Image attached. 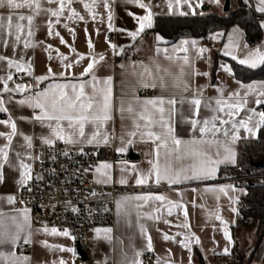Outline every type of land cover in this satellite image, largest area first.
Segmentation results:
<instances>
[{"label":"crops","instance_id":"1","mask_svg":"<svg viewBox=\"0 0 264 264\" xmlns=\"http://www.w3.org/2000/svg\"><path fill=\"white\" fill-rule=\"evenodd\" d=\"M172 2L173 7L169 8V0H143V3L150 5L153 19L156 16L226 14L223 12L225 0H191V7L187 4L177 7L175 0ZM246 2L247 0H229L230 11L236 10L240 4ZM250 2L257 13L264 14L259 10L260 0ZM85 5H89L91 10ZM58 10L59 4L55 0H40L39 10L27 7H0V18H3L4 23V27H0V56L6 57L0 60V99L4 102L3 107L7 109L0 111V121L15 122L17 128L7 149V161L0 157V213L4 214L0 219L10 227H13L10 217L16 216L18 220H23L24 209L18 208L14 202L9 203L8 197H13L24 186L18 183L24 171L20 167L21 161L30 166L32 175L37 150L49 145L44 142V138L52 137L51 129L47 125L55 123L36 120L35 117L42 114L41 109L21 101L28 100L55 84L84 83L85 92L92 95V83H96L98 88L106 87L104 81L111 77V119L100 129L102 134L106 135L108 143H87L96 131V125L91 122L85 124V137L79 138L76 144H66L56 138L53 140L77 149L97 147L100 159L88 177L99 186H143L155 189L116 199L115 221L111 228L110 240L105 238L103 233L98 236L94 230L83 238L51 234L50 231H45L46 228H32L29 216L17 245L0 244V253L5 254V259H0V264H11L9 253L23 256L17 252L20 245L31 247V254L24 255L30 258L25 264H60L61 260L67 264H212L217 257L225 258L224 264H232L235 252L249 250L254 242L248 245L247 240L252 237L248 232L249 227L239 223V203L245 196L246 189L242 183L231 180L228 175H220V170L236 165L238 143L256 139L261 126L251 134L240 128L239 138L232 142L231 125H223L229 129V138H225L222 133L215 137L220 141L221 155L215 156V144L209 146L208 151L214 158L220 159L225 154L224 145L227 144L236 153V162L218 165L214 178L187 180L179 184L161 181L156 184L153 177L146 184L137 185L139 174H147L152 168L150 161L155 163L156 147L160 143L153 142L144 133L152 131L161 136L165 133V129L160 127L159 113L151 105L146 106L144 101L158 97H163L165 101L176 100L175 105H169L167 102L164 104V118L174 129V135L183 141L201 138L200 125L194 130L190 121H203L213 116L214 113L207 105L211 103L213 108L216 107L215 100L221 97L230 102L246 99V105L232 119L239 122L251 116L252 123L249 126L257 125V114L261 112L259 108L264 103L257 104L256 100H264V97L259 95L264 91V79L247 83L236 80L229 61L250 70L263 65L257 63L256 67H251L249 64L240 63V60L247 59L248 54L257 49L264 52V20L259 22L261 37L251 42L246 39L242 28L233 26L227 31L209 33L203 39H180L169 43L158 34L148 33L152 27L146 28L135 39L129 35L139 27L135 17L146 15L148 12V9L140 8L130 0H71L70 4L65 0L63 12L58 17L51 14L52 11ZM73 10L78 13L77 16H73ZM180 12L187 15H181ZM109 14L111 21L108 19ZM20 15L33 16L31 36L28 35L27 21L18 20ZM9 16L12 17L11 29L7 28ZM80 16L84 19L81 20ZM17 23L25 25L19 41L16 40ZM182 41L188 43L183 44ZM25 42L28 47L24 46ZM113 44L117 46L115 50L111 47ZM185 48L187 52L183 50ZM201 48L206 51L200 53ZM225 51L232 54L225 55ZM101 56L104 57L103 60L100 59ZM169 56L172 57L171 60L168 59ZM185 56L188 58L187 62L184 60ZM233 56L236 58L233 59ZM93 58L97 63L92 71L82 75ZM9 60L19 63L24 70L17 71L15 63L9 67ZM145 67L150 70L151 75L144 73ZM224 67L230 68L231 71H224ZM164 69H168L171 75ZM17 75H23L25 80H17ZM9 76L12 77L11 80L8 79ZM41 76L49 78L40 81L38 78ZM160 76L164 77V87L160 86ZM5 83L12 91H4ZM153 83L156 86H151ZM145 84L150 86L145 87ZM17 85H24L26 90L17 89ZM247 85L255 87L249 90ZM69 93L71 94L70 90ZM233 93H239V97H234ZM95 95L99 98L100 93ZM193 97L201 99L198 116L194 115L193 106L189 103ZM141 114L151 116L152 124L146 127L147 121L141 118ZM218 115L227 118L223 112ZM217 126H221L219 121ZM133 132L136 133L135 136L130 135ZM0 133L9 134L11 128L8 124L0 123ZM26 136L31 138V147L25 140ZM204 138L213 139L211 134ZM129 140L132 144H128ZM7 143L6 136L0 135V148ZM168 145L169 148L174 147L171 138H168ZM121 147L126 148V151L119 152ZM184 147L181 146L182 149ZM164 152L161 148V164L164 163ZM189 162L174 160V167L179 169L182 163L186 166ZM101 163L112 165L111 169L105 170L111 176L107 183H97L98 178L104 179L95 171ZM133 165L136 171H132ZM121 178L127 183H120ZM221 188L224 191H220ZM142 195H163L167 199L163 202L125 200ZM169 201L182 207H173L172 214L169 215ZM225 227L231 236L230 241L224 236ZM29 234L30 243H24V238ZM166 235L173 239H165ZM148 237L151 238V249L147 247ZM185 237L189 239L186 240ZM197 239L199 243L196 242ZM78 243L86 252V261H82L77 252ZM62 248H72L75 251H63ZM225 248L228 249L227 254ZM144 253H148V257H144Z\"/></svg>","mask_w":264,"mask_h":264},{"label":"snow or ice","instance_id":"2","mask_svg":"<svg viewBox=\"0 0 264 264\" xmlns=\"http://www.w3.org/2000/svg\"><path fill=\"white\" fill-rule=\"evenodd\" d=\"M52 2V0H50ZM59 4V10L58 11H52L53 16H59L65 7V0H55ZM132 3L138 4L140 8L148 9V12L146 15L142 16H136L135 19L138 23V29L136 31H131L129 35L135 39L140 33L144 32L146 28H151L153 26V14L150 10V5L143 3V0H130ZM68 3H71V0H68ZM182 4H187L189 7H191V0H175V5L177 7L181 6ZM261 7L259 10L261 12H264V0H260ZM7 6L12 9H19L22 7L27 8H35L36 10H39L40 8V0H21V2H17V0H0V7ZM169 8L173 7L172 0H169L168 4ZM85 7H88L89 10H91V7L89 5H85ZM181 15H187L185 12H180ZM78 13L73 10V16H77ZM71 19V17H69ZM81 20L84 19L83 16L79 17ZM109 21H111L112 17L111 14L108 16ZM19 21H27V25L29 28L28 35L31 36V25L33 22V16H24L20 15L18 17ZM12 17H7V28H12ZM0 27H4L3 18H0ZM109 27L111 28V23L109 24ZM16 28V40L21 39V34L23 33L25 29V25L22 23H17L15 25ZM11 34V33H9ZM63 42V41H62ZM183 44H187L188 41H182ZM195 43V41H193ZM89 44L91 45V42L89 41ZM25 47H28V43L25 42ZM232 45L230 44V47ZM111 47L115 50L117 46L115 44L111 45ZM185 52H187V48L183 49ZM122 51V50H121ZM167 50H165L166 52ZM206 49H199L200 53L205 52ZM119 54V53H116ZM232 53L230 51H225V55H231ZM236 57L233 56V59ZM6 57L0 56V60H4ZM83 59V57H81ZM101 60L104 59L103 56L100 57ZM169 60L172 59L171 56L168 57ZM187 56L184 57L185 62H187ZM15 62L9 60L8 64L9 67H12ZM97 63L95 58L92 59V62H90L85 69V72L82 73V75H86L87 73L91 72L94 64ZM240 63L249 64L251 67H256L257 63H264V52L257 49L255 52H250L248 54L247 59L240 60ZM15 67L17 68V71L24 70L23 66L19 63H15ZM159 67V66H158ZM165 72H168L169 75L171 73L168 69H164ZM224 71L230 72L231 69L228 67H224ZM144 73H147L151 75V72L148 68H144ZM49 74L51 75V69H49ZM181 74H183V69H181ZM48 76H41L38 79L40 81L48 79ZM9 80L12 79L11 76L8 77ZM161 81V87H164V77H159ZM93 81H95V77L93 76ZM111 77H109L106 81H104V84L106 87L98 88L96 83H92V91L93 94L89 95L85 92V84H55L52 85L48 90L42 91L35 95L34 97L29 98L28 100L21 101V103H28L30 106L34 108L41 109L40 115H37L35 117L36 120L44 122H55L54 125L52 123H49L47 126L51 129L52 137H46L44 138V142L47 144H52L54 142L53 138L60 139L64 141L66 144H76L79 142V138L85 137V124L86 123H93L96 125V131H94L91 135V138L87 140V143H108V139L106 135L102 134L101 128L104 125V123L111 119L110 116V109H111ZM145 87L150 86L148 84L144 85ZM151 86H156L154 83ZM17 89L24 91L26 90V87L24 85H17ZM249 90H252L255 86L254 85H247L246 86ZM69 90L71 94L69 93ZM4 91H12V89H9L7 87V83H5ZM96 93H100L99 98L95 95ZM260 96L264 97V91L259 93ZM234 97H239V93H233ZM168 103L169 105H175L176 100L175 99H169L165 101L163 97H158L155 99H149L144 101V104L151 105L152 108L159 113L160 119V127L162 129H165V133L163 136L160 134H157L152 131H147L144 133V135H147L149 138L153 140V142L159 141L160 143L157 144L156 147V160L155 163H152V168L149 170L147 174L140 173L138 178L136 179L137 185H143L146 184L149 179H152L154 177L155 183L160 184L161 181H167L169 184H179L183 181L187 180H199V179H205V178H214L217 172V166L222 163H232L235 164L236 162V153L233 151V149L227 144L224 145V155L220 159L214 158L213 154H210L208 151V147L215 144L217 146V151L215 153L216 157H219L221 155L219 151L220 141L216 139L218 133H222V135L225 138H229V129L226 127H223V125H231V131L232 135L230 136V140L232 142H235L239 137L238 133L240 128L245 129L248 133H254L258 131L259 126H264V112H259L257 115L259 116V121L257 125L249 126L252 123V117L249 116L247 120H241L239 122L234 121L232 118L238 114V112L246 105L247 100L246 99H237L234 102H230L229 100H225L222 97L215 100L216 107H212L211 103L207 105V107L210 108V110L214 113L213 116H211L208 119H204L203 121H198L197 119H192L190 123L193 126V129L195 130L197 125L199 124V132L202 134L201 138H194L188 141H183L179 138H177L174 135V129L170 126V124L165 120L164 113L165 108L164 104ZM3 100L0 99V111H7L6 108L3 107ZM189 103L193 106L194 115L199 114V108L201 105V99L193 97ZM257 104L264 103V100L257 99ZM227 109V111H226ZM123 110V109H122ZM131 111V108L128 109ZM251 111V110H250ZM224 113L225 117L227 118H221L218 114ZM141 118L147 121L146 127L152 124V117L151 116H144L141 114ZM217 121H219L220 127L217 126ZM0 123L8 124V126L11 128V133L5 134L0 133V135H5L6 139L8 141L7 144L3 148H0V157L3 158L4 161H7L8 159V151L7 149L10 147L12 137L16 134L17 128L15 122L10 121H0ZM139 127V125H137ZM208 134H211L213 139L208 140L204 137ZM131 136H135L136 133H130ZM168 138H171L172 145L174 147L169 148L168 145ZM25 140L28 141V146L31 147V138L25 137ZM128 144H132V141L129 140ZM184 145L185 147L182 149L181 146ZM163 148L165 150L164 152V163L161 164L160 162V149ZM119 152L123 153L126 151V148L121 147L118 149ZM65 155L68 153L65 152ZM19 155V154H18ZM174 160L175 161H181L184 160L190 161L186 166L181 164V167L179 169L174 167ZM20 167L23 168V172L21 173V178L19 179L18 183L20 185H25L31 177V168L28 164H25L21 161ZM112 165L109 163H101L96 168L95 171L99 176L104 177V179H97V183H107L111 180V176L109 172L105 171L108 169H111ZM0 169H2V165H0ZM124 171V169H122ZM132 171H136L135 166H132ZM0 180H2V170H0ZM120 183L124 184L127 183V181L123 178H121ZM220 191H224L223 188L220 189ZM128 199H135L140 201H149V200H155L163 202L167 198L163 195H142V196H136L131 198H125V200ZM8 202L13 203L14 197L9 196ZM122 203V202H118ZM171 207L167 209L168 214H172V208L173 207H182L179 204H176L172 201L168 202ZM138 207L140 205H137ZM75 210V209H74ZM159 211V209H157ZM29 210L24 209L23 210V220L20 221L16 216L10 217V220L12 222V226L10 227L8 225L4 224L3 219H0V244L4 243H11L13 245H17L21 240V234L24 232L25 225L29 221ZM3 213H0V217H3ZM185 215H187L185 211ZM217 219H220V217H217ZM226 224V222H225ZM185 227L187 225H184ZM45 231H50L51 234H59L63 235L65 237L69 236L70 233L67 230H64L63 232H60L56 228L52 229H45ZM97 235L99 236L101 233L105 235V238L111 239L110 233L112 232L111 228H104V229H95L94 230ZM143 231V228H142ZM224 236L229 241L231 240V236L229 232L227 231V227H225ZM74 239V237H73ZM165 239H173L172 237L165 236ZM185 239H189L188 237H185ZM199 243V240L196 241ZM24 243H30V234L24 238ZM48 246V245H46ZM187 246V245H185ZM50 247H60V246H50ZM147 247L149 249L152 248L151 244V238L148 237V245ZM63 251H68L74 253V249L72 248H62ZM225 253H228V249H224ZM141 253H137V255H140ZM9 256H11V264H25L30 258L27 256H16L15 253H9ZM0 259H5V254L0 253ZM60 264H67L66 261L61 260Z\"/></svg>","mask_w":264,"mask_h":264},{"label":"built area","instance_id":"3","mask_svg":"<svg viewBox=\"0 0 264 264\" xmlns=\"http://www.w3.org/2000/svg\"><path fill=\"white\" fill-rule=\"evenodd\" d=\"M16 79L24 81L25 77L17 75ZM99 159L97 147L77 149L53 142L37 150L32 179L13 195L18 208L29 210L32 228L67 230L70 235L83 238L97 228L113 227L117 198L154 191L155 188L143 186H99L88 177ZM251 180L256 182L255 178ZM239 205L247 208L244 201ZM17 252L29 255L31 247L20 245ZM224 261L225 258L217 257L212 264Z\"/></svg>","mask_w":264,"mask_h":264},{"label":"trees","instance_id":"4","mask_svg":"<svg viewBox=\"0 0 264 264\" xmlns=\"http://www.w3.org/2000/svg\"><path fill=\"white\" fill-rule=\"evenodd\" d=\"M264 14L257 13L250 0L224 15L208 13L201 16H156L148 31L158 34L169 43L180 39H203L215 31H227L233 26L243 29L248 41L261 37L259 22ZM236 80L247 83L264 79V63L255 70L244 68L229 61ZM215 65V64H214ZM264 112V105L260 106ZM262 162L255 168L251 163ZM228 175L233 181H239L246 189L242 198L247 208L240 207L239 223L245 227L256 228V240L247 251H236L232 264H264V126L258 131L256 139L241 141L237 146V163L231 168H221L220 175ZM256 179L253 182L251 179ZM252 181V185L248 182Z\"/></svg>","mask_w":264,"mask_h":264},{"label":"water","instance_id":"5","mask_svg":"<svg viewBox=\"0 0 264 264\" xmlns=\"http://www.w3.org/2000/svg\"><path fill=\"white\" fill-rule=\"evenodd\" d=\"M229 11H230L229 0H225L223 12L228 13ZM130 157H132V155H130ZM251 165L255 168H260V167H262L263 164H262V162H257V163H251ZM248 184L252 185V182H248ZM77 252H78L79 256L81 257L82 261L87 260L86 252L84 251V249L81 247V245L79 243H78Z\"/></svg>","mask_w":264,"mask_h":264},{"label":"rangeland","instance_id":"6","mask_svg":"<svg viewBox=\"0 0 264 264\" xmlns=\"http://www.w3.org/2000/svg\"><path fill=\"white\" fill-rule=\"evenodd\" d=\"M248 232H249V235L252 236L249 240H247V243H249L248 245H252L253 242L255 243V238H256V228L255 227H251V228H248ZM248 247V246H247Z\"/></svg>","mask_w":264,"mask_h":264}]
</instances>
